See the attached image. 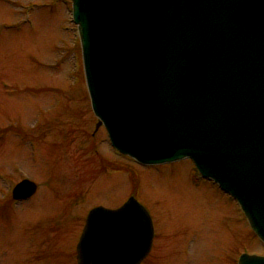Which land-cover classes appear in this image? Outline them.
Returning a JSON list of instances; mask_svg holds the SVG:
<instances>
[{
    "label": "water",
    "instance_id": "95a60500",
    "mask_svg": "<svg viewBox=\"0 0 264 264\" xmlns=\"http://www.w3.org/2000/svg\"><path fill=\"white\" fill-rule=\"evenodd\" d=\"M91 108L145 166L190 159L264 244V0H71ZM36 184L12 190L27 200ZM154 228L130 197L92 209L77 264H140ZM238 264H264L242 254Z\"/></svg>",
    "mask_w": 264,
    "mask_h": 264
},
{
    "label": "rangeland",
    "instance_id": "374dc122",
    "mask_svg": "<svg viewBox=\"0 0 264 264\" xmlns=\"http://www.w3.org/2000/svg\"><path fill=\"white\" fill-rule=\"evenodd\" d=\"M71 6L0 0V264H75L88 212L132 196L156 227L145 264L264 255L237 203L189 160L141 165L111 147L103 126L96 130ZM25 178L38 191L14 203L12 188Z\"/></svg>",
    "mask_w": 264,
    "mask_h": 264
},
{
    "label": "flooded vegetation",
    "instance_id": "af4514ba",
    "mask_svg": "<svg viewBox=\"0 0 264 264\" xmlns=\"http://www.w3.org/2000/svg\"><path fill=\"white\" fill-rule=\"evenodd\" d=\"M17 203H19V202H17ZM85 219H86V217L84 218L83 223L81 222V227H80L81 230H79L78 240H79V238H80V236H81V234H82V231H83V228H84V225H85V221H86ZM78 240H77V242H76V245H77V243H78ZM155 242H156V239L153 240V244H152L151 252H150L149 255L143 260V262H142L141 264H145V263H147V262L150 260V257H151V255H152V252H153V250H154V248H155V246H156ZM76 245H75V255L73 254V256H74V260H75V264H76V258H75V257H76ZM56 252H57V250H56ZM63 252L67 255V257H69V254H67V253L69 252L68 250L63 249ZM60 264H61V263H60ZM68 264H74V263L69 262Z\"/></svg>",
    "mask_w": 264,
    "mask_h": 264
}]
</instances>
